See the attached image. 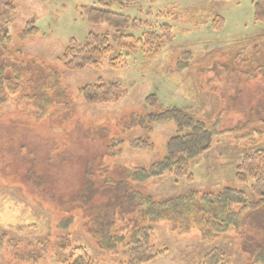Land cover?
<instances>
[{
	"label": "rangeland",
	"instance_id": "1",
	"mask_svg": "<svg viewBox=\"0 0 264 264\" xmlns=\"http://www.w3.org/2000/svg\"><path fill=\"white\" fill-rule=\"evenodd\" d=\"M95 1L16 0L15 14L4 26L10 44L20 47V59L36 64L23 74L29 83L25 90L8 95L0 106V264H65L68 250L57 244L54 225L66 215L61 210L72 202L86 169L101 184L116 167H147L164 155L176 125L144 121V113L153 109L176 107L201 121L218 120L216 129L222 133L190 161V176L152 178L143 183L146 193L167 198L191 189L235 187L250 196V182L239 183L234 174L244 153L264 149V25L253 19L256 0L114 4L113 10L136 20L167 22L173 41L153 58L134 52L112 67V53L97 68L66 70L60 58L70 38L81 40L88 31L115 35L106 23L92 24L82 15L81 7ZM164 11L178 19L156 17ZM217 15L223 23L215 29L210 22ZM28 25L37 27V34L21 43L17 37ZM142 28L140 24L134 34ZM180 58L189 60L184 69L177 68ZM53 71L59 77L48 85L44 75ZM99 79L120 82L122 96L91 104L72 100L78 86ZM150 94L156 97L155 107L144 104ZM140 139L147 144L134 146ZM73 214L74 224L64 233L72 244H83L99 264H119L117 254L95 247L81 210ZM242 241L230 231L202 242L196 232L179 236L161 222L154 225L152 242L166 249L147 264H196L198 256L213 248L223 251L230 264H248Z\"/></svg>",
	"mask_w": 264,
	"mask_h": 264
},
{
	"label": "trees",
	"instance_id": "2",
	"mask_svg": "<svg viewBox=\"0 0 264 264\" xmlns=\"http://www.w3.org/2000/svg\"><path fill=\"white\" fill-rule=\"evenodd\" d=\"M1 1L0 106L7 101L8 95L25 90L29 83L26 84L23 74L31 72L36 64L34 60L20 59V47L12 46L11 38L4 33V26L15 14L16 0ZM138 1L96 0L90 6H82L81 13L89 23H106L115 35L111 38L108 33L88 31L81 40L70 38L60 58L63 67L66 70H79L86 66L97 68L103 58L112 53L115 56L110 65L116 67L131 53L140 52L153 58L171 43L174 34L167 22L136 20L112 9L114 4L124 8ZM253 9L254 22L264 25V0H256ZM156 17L172 21L178 19L169 11L157 13ZM222 23L223 18L217 15L210 26L216 29ZM140 24L142 31L136 35L133 30ZM37 31V27L28 25L17 39L22 43ZM188 63V58H180L176 65L178 69H184ZM5 69H8V74ZM44 76L49 85L53 79H58L59 74L53 71ZM74 96L71 95L72 100L79 99L88 104L108 102L122 96V87L118 81L104 83L99 79L78 86ZM147 101L149 105L156 106L154 94L144 99L145 106ZM143 118L148 123H175L176 132L166 140L164 155L147 167H116L114 175L105 177L101 184H95L93 174L86 169V179L73 193L72 202L66 210H61L66 215L54 225L57 244L68 250L65 264H99L83 244L73 245L69 236L64 235L74 224L73 212L79 209L86 233L95 241V247L105 253L117 254L119 264H147L161 254L166 247H158L152 242L154 225L161 222L179 236L196 232L202 242L233 231L243 240L240 247L250 257L248 264H264V149L247 151L235 166V179L239 183L250 182L249 197L239 188L223 187L217 191L191 189L158 198L146 193L143 183L166 173L190 176V161L208 151L214 136L222 132L216 129L218 120L201 121L176 107L153 109L144 113ZM133 144L147 143L140 139ZM3 241L0 236V248ZM196 264H230V259L219 248H213L198 256Z\"/></svg>",
	"mask_w": 264,
	"mask_h": 264
}]
</instances>
